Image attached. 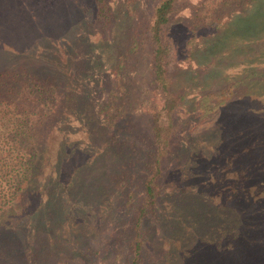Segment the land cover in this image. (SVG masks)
<instances>
[{"label": "rangeland", "instance_id": "374dc122", "mask_svg": "<svg viewBox=\"0 0 264 264\" xmlns=\"http://www.w3.org/2000/svg\"><path fill=\"white\" fill-rule=\"evenodd\" d=\"M156 1L102 0L101 9L96 0H0V72L36 65L55 74L62 104L51 126L37 129L45 144L33 173L39 172L37 182L46 174L47 183H31L1 217L15 219L14 230H24L10 257L0 252V264L9 259L12 264H131L133 226L144 196L141 180L153 149L145 108L160 96L152 77L149 29ZM220 1L175 0L160 28L167 73L181 97L173 134L178 144L162 160L158 188L163 196L138 226L139 264H264V250L256 253L246 241L243 227L249 226L235 221L253 219L237 214L240 208L221 197L236 186L251 187L250 179L235 180L250 165L234 168L231 148L219 160L211 131L203 129L225 117L227 105H235L227 101L252 91L253 78L263 71V65L249 70L264 59V37L247 36L251 24H258L256 17L242 13L223 25L242 4ZM252 95L256 117H264V88ZM109 102L120 108L106 117L117 121L116 128L106 127L97 112ZM189 139L194 141L186 145ZM59 158L83 162L72 165L69 173L78 174L47 201L49 194L42 191ZM189 185L199 192L185 191ZM37 189L42 190L39 203L32 194ZM53 208L65 214L57 218ZM258 230L252 234L262 242Z\"/></svg>", "mask_w": 264, "mask_h": 264}, {"label": "trees", "instance_id": "16d2710c", "mask_svg": "<svg viewBox=\"0 0 264 264\" xmlns=\"http://www.w3.org/2000/svg\"><path fill=\"white\" fill-rule=\"evenodd\" d=\"M174 1L157 0L153 5L149 25L151 38L154 43L151 65L152 77L160 90V96L157 102L145 108L151 123L150 130L153 149L149 153L148 159L145 160L144 168L147 170L141 180L144 196L138 208L135 218L136 222L133 226L134 241L132 243L133 254L130 259L131 264H139L141 240L139 238L138 226L142 216L151 207V204L163 196L158 188V176L161 175L163 168L162 160L178 144L176 141L173 143V134L178 126V122L175 119V108L181 97L172 89V80L167 73V46L162 42L160 36L161 25L167 21V16L172 9ZM230 1L236 4L241 2L242 6L241 8H235L234 12L236 13L233 12V15L224 20L223 25L229 21L232 22L231 17L235 15L252 13L256 17L258 24H251L249 35L247 36L251 39L252 37H256L258 40L262 36L264 37V33L262 35V32H264V0ZM228 2L229 0L220 1L221 4ZM96 3L98 8L102 9V0H96ZM205 50L204 54L208 55L209 48L207 47ZM261 62L263 64L256 62L249 69L251 70L250 72L254 73L255 69L263 65V71L259 72L262 76L253 78L252 80V91L247 94L245 89L236 97V101H227L228 103H235V105H227L229 110H226L225 117L203 128L204 132L211 131V140L215 142L212 148L214 146L215 155L221 157L219 160L223 159L222 157L231 148L234 153L231 164H235L234 168L238 165H250H247L249 167L248 171L243 172V176H238L235 180L245 182L247 179H250L251 187H246L245 185H241L242 187L236 186L231 188L228 194L221 193V197L229 201L230 206H233L234 209L240 208L237 210V214L242 212L243 215H247L253 219L252 222L248 223L243 220L240 221L238 218L235 221L250 227H243L244 229L247 228L249 233V235H246V241L250 244L249 247H253L252 250L255 248L259 250L255 252L260 254L264 250V240L262 242L256 241L257 239L254 238V234L252 233L259 228L258 233L256 232L257 234H255L256 236L259 234L261 238H264V117H256V112L253 110L256 106L252 99V92L255 88H264V59ZM14 68L11 67V71L0 72V252L4 253L8 251L9 257L10 252L14 249L15 239L18 238L19 240L23 236L21 230L24 229L14 230L15 219L8 220L1 219V217L15 203L14 198L29 188L31 183L33 185L35 183H43L44 179L47 178V175L44 174L42 180L37 182L39 172L33 173L36 167L39 168L40 166L42 150L45 144L42 136L37 134V129L40 124H44V130L48 129L53 120L57 116L59 117L62 109L61 99L57 92L55 74L43 73L41 68L36 65H30V67L21 66L18 69L19 72L16 69L13 71ZM258 93L259 91L256 93L257 97ZM247 97H249V101L246 100ZM244 103L248 105L238 110ZM119 109V107L115 108L109 102L99 105L97 112H101L102 117H105L106 127L110 125L111 128H116L118 126L117 121H107L106 117L108 112H112L113 110L119 111ZM51 119L53 120L49 123ZM193 141L194 139H189L186 145L188 143L190 145ZM238 145L240 146L239 148ZM244 145L248 148L247 150L243 149ZM208 154H210V151ZM75 156L77 154H74ZM225 159L227 160V158ZM67 161L59 158L58 162L55 163L50 174V184H48V188L51 186L50 190H47L48 188L43 191L37 189V191L32 193L34 198H37V203L40 202L41 191L42 193L46 192L49 194L46 199L47 201H53L56 191L62 188L63 184L67 183L68 185L71 183V179L75 177L74 175L78 174L76 172L72 174L73 172L69 173V171L74 169V167H80L83 161H80V159H77L76 162ZM254 168L257 169L256 172H254ZM213 172L216 171L214 170ZM236 174L238 175V172ZM45 183L47 182L43 184ZM193 186L189 185L185 188V191L187 190L190 193L199 192L198 186ZM38 193L39 198L37 196ZM174 193L178 194V191H174ZM129 195L130 193L127 200L129 199ZM187 198L190 197L187 196ZM53 210L55 212L53 214L57 218L61 217L60 213L62 215L65 214L63 210L61 211L57 208H53ZM38 214L34 211L32 213V215ZM40 221L39 217L38 222ZM242 235L244 236L243 233ZM235 253L238 260L241 256L239 249H236ZM262 257L264 259V253ZM251 258L253 261V255ZM5 264H12L11 260H6ZM234 264L239 263L236 262Z\"/></svg>", "mask_w": 264, "mask_h": 264}]
</instances>
